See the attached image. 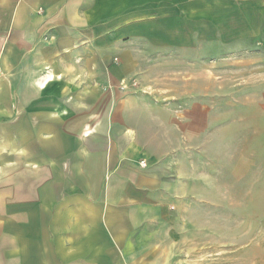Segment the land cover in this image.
Listing matches in <instances>:
<instances>
[{
	"label": "crops",
	"instance_id": "0c3cea01",
	"mask_svg": "<svg viewBox=\"0 0 264 264\" xmlns=\"http://www.w3.org/2000/svg\"><path fill=\"white\" fill-rule=\"evenodd\" d=\"M247 40L263 131L264 0H0V264L177 261L197 203L244 189L197 168L225 166L228 118L191 71L226 99L211 56Z\"/></svg>",
	"mask_w": 264,
	"mask_h": 264
},
{
	"label": "rangeland",
	"instance_id": "374dc122",
	"mask_svg": "<svg viewBox=\"0 0 264 264\" xmlns=\"http://www.w3.org/2000/svg\"><path fill=\"white\" fill-rule=\"evenodd\" d=\"M241 47L240 42L229 44L223 49L228 54L213 53L211 56L212 60H217L213 67H223L222 72L227 77L221 87L226 99L220 94L219 84H207L205 76L211 75V71L197 69L191 73L195 80V96L201 99L197 105L207 103L215 111L222 106L228 118L225 166L223 160L219 165V159L215 160L209 150L204 151V159L197 158V168L212 174L227 171L229 185H235L230 179L244 177L243 193L230 190L227 198H222V204L218 198V204L207 205L205 200L204 205L197 203L195 214L190 215L189 233L181 237V244L175 248L177 261L173 264H264V130L253 131L250 41H244V49L249 52ZM155 56L157 61L164 63H182L189 59L188 54ZM204 56L196 54L197 59L201 57L202 60ZM221 58L224 59L218 60ZM162 72L171 71L163 69ZM178 89L187 91L188 86L180 84ZM253 176L258 183L252 189ZM239 185L242 187L241 182Z\"/></svg>",
	"mask_w": 264,
	"mask_h": 264
}]
</instances>
